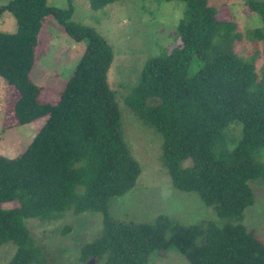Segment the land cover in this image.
<instances>
[{"label": "trees", "instance_id": "obj_1", "mask_svg": "<svg viewBox=\"0 0 264 264\" xmlns=\"http://www.w3.org/2000/svg\"><path fill=\"white\" fill-rule=\"evenodd\" d=\"M118 1L89 3L102 10ZM179 1L187 5L179 47L147 61L127 104L162 135L173 186L198 193L220 219L235 223L178 226L168 237L166 216L154 224L112 220L110 199L134 188L141 174L107 82L113 48L94 28L72 21L71 0L66 10L48 0H10L0 17L11 13L18 29L0 34V78L20 94L18 125L47 120L25 152L0 156V246H16L7 264H47L26 220L48 223L68 211L104 215L103 232L83 247L82 262L148 264L155 251L175 249L189 264H264V242L241 224L255 202L251 182H264V69L259 77L253 61L235 52L236 24L221 21L208 0ZM245 4L264 24V1ZM50 17L74 42L86 43L57 104L40 101L41 88L30 77ZM235 122L242 138L230 149L234 136L227 130ZM11 202L18 207H3Z\"/></svg>", "mask_w": 264, "mask_h": 264}, {"label": "rangeland", "instance_id": "obj_2", "mask_svg": "<svg viewBox=\"0 0 264 264\" xmlns=\"http://www.w3.org/2000/svg\"><path fill=\"white\" fill-rule=\"evenodd\" d=\"M9 2L0 0V8ZM208 2L216 9L221 21L236 24L235 52L253 61L256 73L261 77L264 69V24L261 16L249 10L246 0ZM71 4L74 8L72 21L94 28L113 48L114 62L107 82L115 93L125 142L141 167L134 188L110 199L109 217L121 223L154 224L159 217L166 216L172 221L168 237L175 233L178 226L201 222L235 223L220 219L198 193L181 191L173 186L162 161V135L140 119L127 104V98L138 85L147 61L179 47L178 26L187 11L186 3L179 0L160 3L156 0H120L102 10L91 9L89 0H71ZM48 5L66 10L70 2L48 0ZM17 29L16 18L4 12L0 17V34H14ZM85 48V42H74L56 20L51 17L46 20L30 74L35 84L48 89L43 93V101L56 103L59 100ZM19 96L15 88L0 78V156L10 159L26 151L47 120V117H42L32 123L18 125L14 105ZM228 131L234 136V141L229 143L231 149L242 138V125L235 122ZM251 186L255 202L244 212L241 224L264 242V182L255 180ZM3 207L15 208L18 203H4ZM26 224L43 249L47 264H98L93 259L82 262L80 257L83 247L102 234L103 214L86 212L76 215L68 211L58 220L42 223L28 219ZM15 252L13 243L0 246V264H7ZM148 264L189 263L175 249H170L155 251Z\"/></svg>", "mask_w": 264, "mask_h": 264}, {"label": "crops", "instance_id": "obj_3", "mask_svg": "<svg viewBox=\"0 0 264 264\" xmlns=\"http://www.w3.org/2000/svg\"><path fill=\"white\" fill-rule=\"evenodd\" d=\"M39 43H40V40H39ZM39 45V44H38ZM38 47V46H37ZM36 53H37V48H36V52H35V55H36ZM34 65H35V62H34ZM34 67V66H33ZM76 69V68H75ZM75 71V70H74ZM32 72V71H31ZM74 73V72H73ZM31 77V76H30ZM71 77V76H70ZM70 79V78H69ZM68 79V80H69ZM67 80V81H68ZM65 83V82H64ZM67 83V82H66ZM39 86V85H38ZM40 88H41V93H40V96H39V99H40V101H42V102H45V103H51V104H57L58 103V101L56 102V103H53L52 101H49V100H46V101H43L42 100V98H43V93L44 92H46V91H48V89L47 88H45L44 86H39ZM63 91V90H62ZM61 95V94H60ZM47 96H48V94H47ZM48 98V97H47ZM59 99H60V97H59Z\"/></svg>", "mask_w": 264, "mask_h": 264}]
</instances>
